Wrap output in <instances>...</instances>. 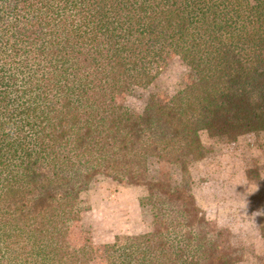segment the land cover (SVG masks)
<instances>
[{
    "label": "trees",
    "instance_id": "1",
    "mask_svg": "<svg viewBox=\"0 0 264 264\" xmlns=\"http://www.w3.org/2000/svg\"><path fill=\"white\" fill-rule=\"evenodd\" d=\"M172 57L182 88L130 111L119 96ZM202 131L264 134V0H0V264H93L67 224L98 179L143 188L162 217L106 264H233L192 192Z\"/></svg>",
    "mask_w": 264,
    "mask_h": 264
},
{
    "label": "rangeland",
    "instance_id": "2",
    "mask_svg": "<svg viewBox=\"0 0 264 264\" xmlns=\"http://www.w3.org/2000/svg\"><path fill=\"white\" fill-rule=\"evenodd\" d=\"M151 58L139 61L150 64ZM146 86L119 96L132 112L140 113L151 94L167 99L182 88L188 68L177 58L155 66ZM147 81V80H146ZM204 158L189 165L192 192L208 222L213 258L230 254L233 264H264V134L209 138L200 132ZM176 167L168 171L176 184ZM167 169V170H166ZM248 172V173H247ZM156 197L141 187L98 179L81 194L67 224L71 247L92 245L98 254L93 264H106L105 249L119 246L125 237L153 231L162 221ZM202 264H216L203 261Z\"/></svg>",
    "mask_w": 264,
    "mask_h": 264
}]
</instances>
